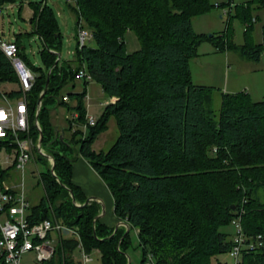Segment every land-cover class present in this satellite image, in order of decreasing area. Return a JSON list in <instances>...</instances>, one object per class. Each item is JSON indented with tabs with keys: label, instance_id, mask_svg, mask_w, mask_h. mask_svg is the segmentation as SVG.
<instances>
[{
	"label": "trees",
	"instance_id": "trees-1",
	"mask_svg": "<svg viewBox=\"0 0 264 264\" xmlns=\"http://www.w3.org/2000/svg\"><path fill=\"white\" fill-rule=\"evenodd\" d=\"M5 1L13 0H0V4ZM71 1L77 25L84 22L93 43L79 47L75 36V67L73 61L56 63L54 52H60L61 34L55 13L45 1L30 5L29 21L41 41L43 67H33L19 36L14 39L19 57L35 76L25 94L28 135L37 144L41 134V148L54 161L53 175L48 157L36 148L32 152L45 166L39 174L44 196L36 206H29L27 219L31 224L59 223L79 236L61 238L54 256L38 264H82L73 257L79 248L88 255L96 251L101 264H127L131 229L137 230L139 264H227L217 256H229L233 233L222 229L237 218L244 236H261L262 245L242 250L236 264H264V97L254 101L246 91L223 94L216 116L211 89L194 85L190 70L200 45L215 39L195 33L192 19L224 7L229 9L228 16L234 9V16L245 24L244 44H233L227 35L217 38L214 47L260 61L264 24L261 43L255 44L251 31L258 18L252 12L264 7V0L235 6L209 0ZM126 32L137 38V51L127 53ZM80 69L91 81H83L80 93H66L69 102L64 103L62 90L75 86ZM48 72L47 88L38 104ZM91 82L114 102L105 105L96 123L83 130ZM0 83H18L1 51ZM20 94L11 91L8 97ZM59 107L77 113L75 120H65L64 128L50 120V112ZM111 118L118 136L107 151L95 152L92 145ZM13 149L15 144L0 140V151L10 154ZM77 157L87 161L106 185L113 214L128 225L127 233L126 228L101 223L96 202L83 207L73 203L69 192L77 204L87 200L72 181ZM6 170L0 168V182Z\"/></svg>",
	"mask_w": 264,
	"mask_h": 264
},
{
	"label": "rangeland",
	"instance_id": "rangeland-1",
	"mask_svg": "<svg viewBox=\"0 0 264 264\" xmlns=\"http://www.w3.org/2000/svg\"><path fill=\"white\" fill-rule=\"evenodd\" d=\"M45 1L46 5L51 7L55 13L56 22L61 34V61H73V66H76L75 50L77 33V14L75 11L74 2L71 0H13L12 2L5 1L0 4L2 13L0 15V38L5 41H14L19 36V43L24 48L23 53L27 61L33 67H43L39 52L42 49L39 37L32 32V25L29 23L32 16L31 4ZM211 3L228 4L232 2L233 6L245 3L249 0H209ZM216 10V9H215ZM220 13L217 14V26L214 31L206 32L203 35L207 37L214 36L213 42L221 36L229 35L233 44L242 46L244 44L245 24L234 16V9L231 11L229 18L228 8L217 9ZM223 10L227 14L223 13ZM258 20L253 24L251 38L255 44L261 43L262 34L261 26L264 24V7L256 9L252 12ZM83 28L87 31L84 22ZM228 36V37H229ZM124 42L127 53H132L139 49V43L133 32H126ZM213 42L204 41L198 48L199 56L192 59L190 62L191 78L194 85L210 88L212 91V109L216 116L219 114L221 106V98L223 94H233L241 91H246L254 101L264 97V55L260 61L252 62L242 59L234 50L218 51ZM88 46L93 43L88 41ZM196 59L198 62L196 63ZM4 91H19L20 87L17 84H3ZM233 90V91H230ZM83 91V83L75 81V86L67 85L62 94L69 92L80 93ZM90 104L97 105L106 100V96L101 87L96 82H91L89 86ZM3 102L0 98V107ZM92 107V106H91ZM65 108L59 107L50 112V120L60 127L66 126L64 120L67 111ZM107 132L100 134L94 147L99 151H107L115 142L118 131L115 126L114 119L111 118L107 125ZM5 151H0V162L5 161ZM6 170L4 178L9 185L23 183V190L29 206H36L44 196L43 186L40 182L39 174L45 172V166L35 156H31L26 164L23 174L15 167L2 164L1 167ZM263 200V193H259ZM225 232L233 233L234 228L228 226L222 229ZM130 247L126 251L127 264H139L141 259L140 248H138L137 230L131 229L129 232ZM233 238V235H232ZM73 257L77 262H82V254L80 249L74 251ZM92 261L88 264H101L99 255L96 251L90 253ZM217 259L227 264H232L233 259L227 254L217 256ZM22 264H36L33 253H28L22 256Z\"/></svg>",
	"mask_w": 264,
	"mask_h": 264
},
{
	"label": "built area",
	"instance_id": "built-area-1",
	"mask_svg": "<svg viewBox=\"0 0 264 264\" xmlns=\"http://www.w3.org/2000/svg\"><path fill=\"white\" fill-rule=\"evenodd\" d=\"M221 9V8H219ZM229 10V9H228ZM2 10L0 8V15ZM224 14H227L223 10ZM77 43L79 47L91 41L92 34L86 31L80 20L77 25ZM0 51L11 63L18 79L20 87V96L14 99L8 97L11 91H4L2 83H0V98L4 101V105L0 107V140L7 141L8 145L15 144V149L10 154H5L4 164H8L10 158L12 162L9 166H14L23 174L26 164L29 162L33 150L42 155L44 151L39 144H34L32 138L28 135L29 123L26 109V93L30 90L34 81V74L24 61L18 55V48L14 41H5L0 38ZM76 80L91 81V76L87 74L85 69H80L76 76ZM64 103H68V95L62 97ZM87 106L86 126H93L96 118L88 113V96L85 97ZM109 104V103H107ZM76 112H69L66 116L68 120H75ZM38 130L39 125L35 123ZM23 136V137H22ZM29 203L26 200L23 190V183L9 185L3 180L0 182V260L1 264H22V256L33 253L36 264L49 261L55 254V248L61 238L72 237L79 239L75 229L67 227L59 223H53L49 220L31 224L27 219V211ZM234 228L233 246L229 252V257L233 259V263H237L242 250H254L262 245V237L248 238L244 236L239 219L232 221ZM82 254V264H88L92 261L90 255Z\"/></svg>",
	"mask_w": 264,
	"mask_h": 264
},
{
	"label": "crops",
	"instance_id": "crops-1",
	"mask_svg": "<svg viewBox=\"0 0 264 264\" xmlns=\"http://www.w3.org/2000/svg\"><path fill=\"white\" fill-rule=\"evenodd\" d=\"M214 2H215L214 4H217L216 1H214ZM218 13H220L219 10L213 9L204 15L193 18L191 23H192V28H193L194 32L197 34H204L206 32L214 31L215 27L217 26L216 19H217ZM197 62H198V60L196 59V63ZM76 81H80V80H76ZM81 82L83 83V81H81ZM89 86H90V83L87 86V96H88V105H89L88 113H89V115H92L93 117H95L97 119L100 116V114L102 113L105 105H107V103H109V104L113 103L114 99L113 98H107L106 100L98 103L97 105L90 104V96H89V92H88ZM230 91H233V90H230ZM260 99H262V98H260ZM260 99H258V100H260ZM2 102L4 105L5 103L3 100H2ZM68 113L69 112H67L65 114L64 120H66V116L68 115ZM109 122H110V120H109ZM53 125H56L57 127L62 128L59 125H57L56 123L55 124L53 123ZM106 132H107V130L101 134H104ZM97 139H96V141H97ZM95 142H94V144H95ZM94 144L92 145V149L95 152H99V150H97L94 147ZM11 160H13V159L10 158L8 164H5V165H8V167H9V164L12 162ZM2 164H4V161L0 162V168L2 167ZM72 181H73L74 185L78 186L81 189L82 193L87 197V199L88 198L89 199L90 198L96 199V201H94V202H96L100 208V211H99L97 218L100 220L101 223H103L104 225H106L109 228H126L124 225H122V221H119L113 214V199H112V196H111L110 192L108 191L106 185L100 179V177L96 174V172L92 169V167L88 164V162L85 161L81 157H77L73 163Z\"/></svg>",
	"mask_w": 264,
	"mask_h": 264
},
{
	"label": "water",
	"instance_id": "water-1",
	"mask_svg": "<svg viewBox=\"0 0 264 264\" xmlns=\"http://www.w3.org/2000/svg\"><path fill=\"white\" fill-rule=\"evenodd\" d=\"M54 54H56L57 55V60H56V63L60 60V55H59V53H57V52H54ZM49 72H48V75H47V80H46V86H45V90L43 91V93H41V95H40V97H39V102H38V104H40V101H41V99H42V97H43V95L45 94V91H46V88H47V84H48V80H49ZM62 138H63V135L61 134L60 135V139L62 140ZM38 144H39V147L41 146V134H40V137H39V141H38ZM43 156H45V157H48L47 155H44V154H42ZM48 159L50 160V162H51V168H50V170H51V172H52V174L54 175V161H53V159L51 158V157H48ZM70 193V196H71V198H72V201H73V203L75 204V206L76 207H83V206H85V205H87L90 201H96V199L95 198H88L82 205H80V204H77L76 202H75V200H74V198H73V195H72V193L71 192H69ZM233 210L235 209L234 207L232 208ZM98 217V216H97ZM96 217V218H97ZM122 225H124L125 227H126V233L129 231V228H128V225L126 224V223H124V222H122Z\"/></svg>",
	"mask_w": 264,
	"mask_h": 264
}]
</instances>
